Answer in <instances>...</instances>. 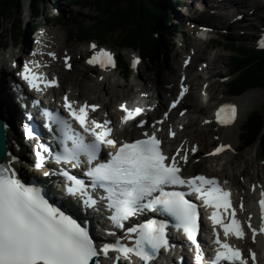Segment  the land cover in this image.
I'll list each match as a JSON object with an SVG mask.
<instances>
[{"label":"snow or ice","instance_id":"6c2138e0","mask_svg":"<svg viewBox=\"0 0 264 264\" xmlns=\"http://www.w3.org/2000/svg\"><path fill=\"white\" fill-rule=\"evenodd\" d=\"M101 54L110 62L111 57L108 53L101 50ZM95 61L94 56L88 62ZM19 75L30 88L39 90L36 81L41 77L32 73L27 64ZM48 84H55V79L45 82V86ZM180 95H183V89ZM64 107L92 140L86 143L83 137L77 136L72 140V147L64 148L65 155L58 156V160L61 158L76 160L83 153L91 163L101 144H114L113 140L107 138L111 131L107 127L102 131H96L95 122L91 128L86 126L85 108L88 106L82 105L78 111H73L65 99ZM95 107L91 106L93 111ZM121 108L124 109V106L121 105ZM225 109H228V115L222 118L221 113L225 112ZM124 110L126 112L124 121L132 119L141 111L139 108L134 111ZM234 115L235 109L232 106H222L216 113L220 123H230ZM60 123L65 129L68 128L65 122ZM107 123L108 121L104 122L105 125ZM66 139L70 137L65 135L60 143L63 145ZM159 146L160 141L155 135L132 143H123L116 148L114 154H111L107 163L96 164L87 174L107 193L108 207L113 210L110 219L115 227L122 228L123 221L142 210L166 214L175 221L174 227L181 229L188 241L196 246V260L197 264H200V248L196 239L197 205L186 199L183 192L166 191V187L187 183L190 190L197 194L196 199L202 200L205 206H211L213 211L209 219L214 226L221 227L225 238L229 234L243 238L244 231L240 221L235 218L234 210L231 213L232 218L227 223L216 211L231 209L229 193L222 190L215 180L204 176H195L187 182L183 180L179 175L180 169L175 158L169 162V158L162 153ZM192 151H196L195 147ZM220 151L222 148L216 149V152ZM39 160L40 157L37 156V167ZM75 183L80 184L79 181ZM259 207V229L253 228L251 223L248 224L253 238L257 231L264 234V193L259 201ZM164 230V221L148 220L127 228L128 233H135L133 246H125L117 240L115 244H104L97 249L87 230L50 204L39 188L21 182L10 167L0 165V264H89L98 253L107 255L112 251L117 253L113 264L119 259L129 261L130 264L131 256L138 257L143 264H148L158 249L167 248ZM215 232L214 227L213 233ZM215 243L218 247L212 264L219 262L246 264L238 248L230 246L226 240L222 242L219 237ZM248 255L252 259V264H256L255 254L249 250Z\"/></svg>","mask_w":264,"mask_h":264},{"label":"rangeland","instance_id":"374dc122","mask_svg":"<svg viewBox=\"0 0 264 264\" xmlns=\"http://www.w3.org/2000/svg\"><path fill=\"white\" fill-rule=\"evenodd\" d=\"M69 1L70 0H47L42 9H40L39 13L34 16H30L27 14V2H24V8L22 9L20 15L16 18L15 22H13V24H10L9 20H3L2 22H0L1 36L5 38V48L0 50V54L16 52L19 48H22L24 46H27L28 48L34 47L37 42L36 38L39 36L38 34L42 32L54 34L55 32H57L60 36L58 38V41L62 45V51L60 50L59 52L57 60L58 62L55 66V69H57L58 71L57 76L61 77L62 81H64V79L67 80L65 84L63 83L62 86L57 89V97H60V95L63 94L67 97L74 96L76 91H74V87L72 88V83L69 82L72 79L76 80L79 78L83 81L87 80L90 83L93 82L94 84H96L103 80V76L105 73L109 72L113 76V81L115 80L119 84L117 92L126 95L130 93L128 95V100H138L140 98H145V96L152 97L150 89L155 90L156 87L160 88L159 96L163 95L166 98L170 96L171 92H169V90L167 89L168 87L167 85H165V79L163 78L171 75L169 70L167 69L166 61L169 62L168 64L170 66H186L187 61L194 57L192 61L193 63L190 68L192 69L196 65V70H194L193 77L195 78V74L196 76L200 74L202 68V66H198V62H195L196 56H199L201 53L205 58L213 59L218 54H220L222 58L218 59L217 62L221 66L222 76L218 79H215L218 81V85L213 90L214 93L208 92V94L206 91H204L205 89L203 85H197L195 92L197 93V95L202 96L203 99L194 100L191 103L193 106H204L207 104L209 106V109L207 110L209 116H211L213 112V104L215 101L233 102L238 105V117L240 118V121L235 127V130H233L232 135L230 137L227 136L228 142H232V146L235 148L228 149L227 147L228 151H226V153L223 154L222 157L220 156V158L218 157L205 159L204 152L208 153L212 146L220 143V137L223 135L224 128L217 127L215 124H213V122L210 121V124L208 125L202 122L201 125L186 129L185 133L190 130L192 131L193 129L199 132H205L199 144L197 143V145H190L192 148H196L199 145L201 153L199 152V156L196 157V159L201 158L203 159L202 161H204V164L199 163L192 174H209L211 176H216L218 180H221L222 177L226 175L228 179L227 181L232 186L231 188L236 192L234 193V196H236L235 203L245 201L243 203L246 206V204L249 203L253 198H257L258 188H264V156H262L259 144L253 145L251 149L242 150L240 137H242V130L245 127L247 120L250 119L251 116L258 115L264 120V90L261 88H254L252 90H248L240 97H235L228 94L225 87V81H228L229 79V77L227 78V76H229L230 72V52L228 49L223 47V44L227 42L229 37L233 36L234 38H236L243 32L246 34L245 37H247L246 39L248 40L247 45L251 46V48L253 49L262 48L264 45V41H260V38L262 32H264V4L261 6L263 7L262 12L256 13L257 18H254V15L249 18L250 21H252V23L255 25H249L250 28L246 29L245 25H247L249 21L244 25L243 23H233L232 20L229 22L228 19L224 26H220L217 29L219 30L218 34L212 36V38H215L216 40H213L209 43L201 41L198 35L189 29V24L185 23L184 18H188L192 13L194 14V10L190 12V8L183 9L175 0H170L169 3L166 4V16L162 18L160 27H156L152 31L154 37L162 40V42L158 44V47L156 49L157 54L153 55L151 59L142 61L137 69L129 72L127 79H123L121 73L116 67L112 68L110 71L103 73L97 71L96 68L87 64L88 60L92 59L94 56L96 57V60L104 57L101 54V50H103V52L108 53L110 56L115 57L116 54L121 55L123 60L131 65L132 57L135 54L128 51L117 50L115 47L116 37H118L122 32H116L114 37H112L110 40L107 39V42L105 43L97 42L94 39L80 42L76 39V36L71 35V32L75 30V26L77 23L72 26H64L63 22H55L56 20H54V18L58 15H62L64 16V21L66 22V24H71L77 22L78 20L84 22V25H89V19L95 15V8L87 5L86 2L88 0H78L79 3L76 5H69ZM90 1L91 0H89V2ZM180 1L186 3L189 2V0ZM257 1L258 0L249 1V5L254 6L255 2ZM261 2H264V0H261ZM249 13L250 11L248 12V14ZM208 17H210V15L207 16V18ZM28 25L29 30L27 31L26 27ZM18 27L20 29H18ZM38 27L41 28L38 29ZM166 28H170L171 32H167ZM74 33L76 32L74 31ZM254 38L257 39L254 40ZM13 46H15V48ZM29 56L32 55L27 54V58ZM64 57L70 59L69 64H73L70 72H65L64 70ZM25 59L26 57L23 58V63ZM11 73V75H14L15 72L12 71ZM17 75L18 73L16 72V76ZM134 80H136V82L139 84L140 89L136 90L133 94L130 90V84ZM99 88L100 86H98L96 89L100 90ZM71 92L73 95L70 94ZM173 96H170V99H172ZM249 96L253 98L251 99V102L249 101V108L247 112L241 113L239 102L245 101ZM82 97L83 100L86 99L88 102H90L93 95H83ZM122 101L123 100L121 99L116 100L114 104L115 109L119 108L118 104H120ZM58 102H60L59 99ZM149 102L152 107L156 108V103H154L151 98L149 99ZM185 108L188 109V116H191L192 118L198 117V113L196 112V110L191 109V107L188 108V105H186ZM153 114L154 115L152 119L156 120L161 117L165 118L168 113L163 109L161 112ZM97 116H99V114ZM151 121L149 123L152 125ZM261 131L264 134V127ZM189 136L192 137V134L187 133L183 135L182 138L180 137L179 140L188 141ZM206 144H210V146L207 148V150H203ZM190 146L188 149L193 152ZM194 163L195 165H197V162ZM242 170H244V172H242ZM239 208H241V210L243 209L241 205L239 206ZM242 216H244L243 213L240 217ZM244 220L245 218L243 219V222H245ZM256 243V241L249 238L248 242L242 246H244L245 250L251 248L256 249L258 245Z\"/></svg>","mask_w":264,"mask_h":264},{"label":"bare ground","instance_id":"6f19581e","mask_svg":"<svg viewBox=\"0 0 264 264\" xmlns=\"http://www.w3.org/2000/svg\"><path fill=\"white\" fill-rule=\"evenodd\" d=\"M249 1H253V0H228V1L219 0L218 1V8H216L214 10L212 8H210V6H208L209 8H206V10H205V8H202L199 6L201 14H198V11L195 10V5H193L194 14L193 13L190 14L189 17L184 18V20H185V23L189 24V29L192 32H195V33L208 32L209 34H216L217 35L218 31H219L217 29L220 26H224L226 21H228V19L230 22L233 19L232 17H234L236 15H242V14L246 13L247 11L248 12L252 11V13L254 14L253 17L257 18L256 17L257 14L255 12L261 10V6H262L261 3L262 2H261V0H260L261 3L259 2V0L257 2H255V5H254L255 9H253L252 8L253 5L252 6L249 5ZM209 15H210V17L207 18V16H209ZM231 15H232V17H231ZM211 17H213L214 19ZM247 21H250V20H247ZM29 25L26 27L27 31L29 30ZM166 31L170 32V29L166 28ZM38 35L39 36L37 37V45H35L34 47L28 48L27 46H24L22 48H19L16 52H12V53L9 52L7 54H0V100L3 99V101L7 104L11 100V97L9 95L10 92L8 91L7 83H6V79H8V77L9 78L12 77L13 79H16V81L21 82L22 84L25 85L26 89L29 87V85L26 81L25 82L21 81V76L19 75V73L24 70L25 64L28 65V67L30 68L32 73H35L37 76L41 77V79L36 81V83H38V88H40L42 86L45 87V82L51 81L52 80L51 76H57V74H58V71H57V69H55V66L57 65V62H58L57 60H58L59 52L62 49V45L58 41V38L60 36L58 35L57 32H55L54 34L48 33V32H42ZM13 47L15 48V46H13ZM223 47H225V46H223ZM48 53H51V55L53 57L51 58V56H48L47 55ZM27 54H31L32 56H29L27 58ZM25 57H26V59L24 60V63H23V58H25ZM193 58L194 57H192L191 59H189L187 61V65L189 64L190 61H193ZM195 58H196L195 62H198V64H199L198 66H202L201 73L198 74L197 76L195 74V78H193V77H194V70H196L195 69L196 65L191 69V68H188V66H183V65L182 66H179V65L178 66H170L168 64L169 62L166 61L167 69L169 70L171 75L166 77V78L165 77H163V78L165 79L164 80L166 83L165 85H167V87H168L167 89L169 90V92H171L170 96L174 95L172 97V99H170V96L168 98L164 97L163 95L159 96L160 88L156 87L155 90L150 89L152 97H149V96L146 97L145 96V98H140L138 100H133V99L128 100V97H129L128 95L130 93L128 95H126V94H121V93L117 92V89L119 88V84L115 80L113 81V79H112L113 76L109 72L105 73L103 76V80L99 83H96V84H94L93 82L90 83L87 80L83 81L82 79H79V78L76 80L75 79L70 80L69 82L72 83V88L74 87V91H76V92H75L74 96H72V97L69 95L70 97L68 99L73 104H76L79 107L84 105V104L92 105V106H101V110L98 111L97 113L101 112L102 115H104V114L106 115L107 119H105L104 121L113 122V124L111 125V129H110L111 133H112V138L116 139L118 141V143H121L124 141L132 140V139H135L137 137H140V134H139V130L135 129L131 124L126 126L127 130H125V131L120 132L119 130H117L116 122L119 120V116H120L119 114L120 113L118 112L119 110L115 109V107H114L116 100H119V99L123 100L120 104H118L119 106L124 105L125 103L130 104L133 101H137V104L140 105V107H141L144 105V103L149 104V103H147V100H149L151 98L152 101L154 103H156V108L154 110V113H158V112H161L163 109L167 111L170 103L176 97H178V99L181 97V95H180L181 92L179 90V88L181 86L188 87L189 90L192 91L193 94H191L189 96V98L183 104V107H182V109H185L182 119L186 122V125H185L186 128H184V131L179 132L178 129L176 128L175 122H173L175 120H170L169 122L172 123V126H173L171 131H174L176 128V131L178 132V137H176L175 140H170V139H167V137L166 138L164 137L166 139L165 144L169 147L171 146L172 150H173V146H175L177 144H178V146H181V156L178 159V164H179L180 168H183L184 164L182 161V157L184 156V152L189 148L190 145L192 146V144H195V145H197V143L199 144L200 140H202V136L204 135L205 132H202V131L199 132V131L193 129L192 131L191 130L187 131L188 134H190V133L192 134V137L189 136L188 141H182V140H179V138L180 137L182 138L183 135L187 134V133H185L186 129L193 128V126L201 125L202 122H204V123H206V125H208V124H210V121H212V119H213L212 116L208 115L207 110L209 109V106L207 104L204 106L203 105L193 106L191 103L194 100H202L203 99L202 96L197 95V93L195 92L197 85L198 86L203 85V87L205 89L204 91H206L207 93L208 92L212 93L213 90L215 89V87L218 85V81L215 79H218L219 77L222 76L221 66L217 62L218 59L222 58V56L220 54H218L213 59H209V58H205L200 53V55L196 56ZM15 59H17V63L15 65L14 70H15V72L18 71V76H16V75L11 76V74H12L11 73L12 72L11 65H13V60H15ZM20 65H22V66H20ZM64 65L66 66L67 64H64ZM184 79H186V80H184ZM66 82H67L66 79H64V81H62V78L60 77V81L58 82L57 89H59L62 86V84L63 83L65 84ZM98 86H100V88H99L100 90L96 89ZM57 89H53L51 91L49 90L46 92V94L34 95L33 98L36 100H39L44 105H48L50 108H58L60 106L57 103L58 101L56 99ZM139 89H140L139 84L136 82V80L132 81V83L130 84V90L132 91V93L134 94L135 91L139 90ZM137 93H138V91H137ZM70 94L73 95L72 92ZM90 94L93 95L90 102H88L86 99H84V100L82 99L83 95L89 96ZM60 96L67 97L64 94L60 95ZM178 99H176V100H178ZM251 99H253V98L251 96H249L245 101L239 102V106L241 107V113L247 112V110L249 108V101L251 102ZM218 102L219 101H215L214 103L217 104ZM12 103H13V101H12ZM13 104L15 105V103H13ZM186 105H188V108L191 107V109L196 110V112L198 113L197 118H192L191 116L187 115L188 109L185 108ZM235 106H238V105L235 104ZM12 111L15 114V121H16L15 126H17V125H20V127L23 126V123H22L23 121L21 118L22 117L21 111L18 110L17 107L12 108ZM153 115L154 114H151V115L146 114L145 116L147 119L152 120ZM120 119H121V117H120ZM239 119L240 118L237 117V119L230 126L224 127L223 135L220 137V143H219L220 148H222V151L226 147H228V149L235 148L232 146V142L231 143L228 142L227 138L232 135L233 130H235V127L237 126V124L240 121ZM151 122H153V121H151ZM6 124L8 126V129L5 130L6 150H5V153L3 154V156L1 157V161L15 167L20 173V171H22V169H23L22 167L25 165L23 163H27L29 157L27 156L28 155L27 153L23 154V152H25L26 150H25L24 146L22 145V142L20 140L21 136L18 134L17 128L10 123L6 122ZM95 124H96V126L99 125L96 122H95ZM101 125H104V123H102ZM147 126H149V122H148ZM156 129H157V127L154 130H156ZM191 146H190V148L192 149ZM209 146H210V144L205 145V147H207V148ZM195 149H196L195 153L191 152V150L188 149L189 153H188L187 158H188L189 164H187V165L185 164V169H184L185 171H183L185 174H188L190 177H195L198 175V174H192V172L199 165V163H201V161L203 160L201 158L196 159V157L199 156L198 154L200 152L199 145ZM234 151H235V149H234ZM218 157L219 156H216L213 158H218ZM209 158H212V157H207V159H209ZM194 162H197L196 163L197 165H195ZM244 170H242V172H244ZM43 173H44V171L42 172V174ZM46 180L47 179H44L43 181H46ZM227 180L228 179H227L226 175L224 177H222V179H221V181L226 186H228V188L231 189L232 186L230 185V183ZM49 193L55 194V192L53 191V189L51 187H49ZM234 198L236 200V196H234ZM261 198H262V196H261L260 190L258 189L257 190V198L256 197L253 198L249 203L246 204V206L242 210H240V215L242 213L244 214V216H242L243 219L245 218L244 223H251L252 227L256 228V229H259V225H260L259 201L261 200ZM248 231H249V235H250L249 238L253 239L254 241L257 242L256 244H258L256 249L255 248L251 249L257 255V258H258L257 264H264V241L262 238L264 235L260 234L257 231V235L255 236V238H253L251 231L250 230H248ZM111 260L109 257H105L101 260V264H112Z\"/></svg>","mask_w":264,"mask_h":264},{"label":"trees","instance_id":"16d2710c","mask_svg":"<svg viewBox=\"0 0 264 264\" xmlns=\"http://www.w3.org/2000/svg\"><path fill=\"white\" fill-rule=\"evenodd\" d=\"M87 1V0H84ZM170 0H89L88 6L95 8V15L89 20V25L78 21L66 24L64 16L58 15L55 22H63L64 26L75 25L72 36L81 41L94 39L105 43L114 37L116 32H122L115 40L117 50L137 52L142 61L151 59L157 54L160 39L153 36L152 31L159 27L162 18L166 16V4ZM181 4L180 0H175ZM27 2V14L34 16L39 13L47 0H0V22L9 20L15 22ZM78 0H70L69 5L78 4ZM62 24V23H60ZM18 29H20L18 27ZM170 29V28H168ZM171 32V31H170ZM247 37H229L223 44L230 52V72L228 83L225 86L228 94L240 97L248 90L261 88L264 90V45L262 48L253 49L247 45ZM4 37L1 36L0 50L5 48ZM257 38H254L256 40ZM118 70L123 79L129 74V63L122 56L116 54ZM264 127L263 118L258 115L251 116L242 130L241 148L251 149L259 144L264 156Z\"/></svg>","mask_w":264,"mask_h":264},{"label":"water","instance_id":"95a60500","mask_svg":"<svg viewBox=\"0 0 264 264\" xmlns=\"http://www.w3.org/2000/svg\"><path fill=\"white\" fill-rule=\"evenodd\" d=\"M5 126H4V119L0 112V164L2 163L1 157L5 153L6 150V144H5ZM89 264H97V260L93 258L89 261Z\"/></svg>","mask_w":264,"mask_h":264}]
</instances>
